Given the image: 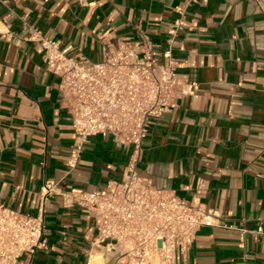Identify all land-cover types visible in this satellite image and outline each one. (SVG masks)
I'll list each match as a JSON object with an SVG mask.
<instances>
[{"label":"crops","instance_id":"1","mask_svg":"<svg viewBox=\"0 0 264 264\" xmlns=\"http://www.w3.org/2000/svg\"><path fill=\"white\" fill-rule=\"evenodd\" d=\"M37 33L93 60L104 41L140 33L156 50L172 47L178 75L195 87L151 119L138 171L203 203L215 220L176 264H264V0H0V204L32 215L45 179L101 189L122 178L133 151L111 135L92 136L68 171L72 121ZM99 223L87 209L49 199L47 249L18 264H85ZM94 250L97 264H128Z\"/></svg>","mask_w":264,"mask_h":264},{"label":"built area","instance_id":"2","mask_svg":"<svg viewBox=\"0 0 264 264\" xmlns=\"http://www.w3.org/2000/svg\"><path fill=\"white\" fill-rule=\"evenodd\" d=\"M32 38L42 46L45 68L60 78L62 105L71 117L68 171L77 167L92 136L111 135L132 145L133 151L122 178L104 188L67 190L60 180L47 178L36 215L0 204V264H18L25 253L47 249L45 205L55 196L65 207H82L100 219L85 264H97L95 248L128 264H176L178 255L191 249L199 229L214 226L215 220L203 203L155 187L138 171L151 119L173 112L177 100L195 87L178 75L172 47L156 50L151 38L140 33L116 43L104 41L101 59L93 60L73 54L59 40L39 33Z\"/></svg>","mask_w":264,"mask_h":264}]
</instances>
